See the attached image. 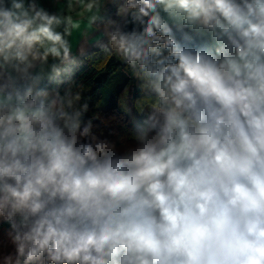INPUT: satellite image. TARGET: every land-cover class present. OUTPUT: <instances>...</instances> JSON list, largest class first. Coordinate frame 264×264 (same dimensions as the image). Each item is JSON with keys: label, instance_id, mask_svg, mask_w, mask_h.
<instances>
[{"label": "clouds", "instance_id": "1", "mask_svg": "<svg viewBox=\"0 0 264 264\" xmlns=\"http://www.w3.org/2000/svg\"><path fill=\"white\" fill-rule=\"evenodd\" d=\"M0 264H264V0H0Z\"/></svg>", "mask_w": 264, "mask_h": 264}, {"label": "trees", "instance_id": "2", "mask_svg": "<svg viewBox=\"0 0 264 264\" xmlns=\"http://www.w3.org/2000/svg\"><path fill=\"white\" fill-rule=\"evenodd\" d=\"M104 80V77L101 76L100 77V80L97 81V86H99L100 82ZM115 105H116V100H115V94H112L111 97L109 98L108 100V108H109V111L113 108H115Z\"/></svg>", "mask_w": 264, "mask_h": 264}]
</instances>
